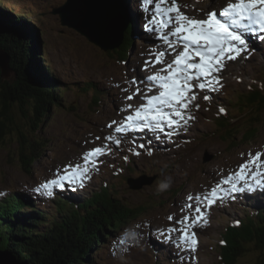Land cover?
I'll list each match as a JSON object with an SVG mask.
<instances>
[{"label":"rangeland","instance_id":"obj_1","mask_svg":"<svg viewBox=\"0 0 264 264\" xmlns=\"http://www.w3.org/2000/svg\"><path fill=\"white\" fill-rule=\"evenodd\" d=\"M65 1L0 0V8L14 11V14L26 15L24 9L31 11L35 21L39 23L40 38L48 54L45 62H51L56 71L53 73L54 77L59 78L62 85L67 87L60 100L62 106L52 110L37 132L43 156L32 169L38 175L40 184L20 168L17 143L13 137L7 141L6 146L0 147V196L8 191L33 193L37 186L63 176L68 165L79 164L81 168H89V178L84 181V186L79 187V183L66 185L62 192H59L60 188L53 189L54 192L68 196L70 202L80 203L91 194V190L98 189L106 182L111 184L114 196L141 213L129 227L120 231L119 237L102 244L107 246L105 249L95 256L93 251L94 263L219 264L218 246L222 242L221 234L225 227L229 223L238 222L247 214H253L256 208L264 207V191H246L234 199L225 198L222 203L213 205L205 213V223L188 228L189 234L195 232L197 245L194 251L179 244V232L171 234V241L161 233L167 234L170 228H182L183 225L176 224L175 220L181 219L183 215H192L189 209L181 211L189 194L203 195L208 192L218 181L235 173L249 154L260 153L264 160V122L256 124L259 129L256 139H247L244 141L246 143H242L243 130L234 138L227 139L228 128L219 129L216 121L222 106L231 113L230 125L249 121L250 114H239L233 107L237 96L251 85L259 84L264 76V40L262 46L253 45L259 40L250 42V48L255 51L245 53L244 55H248L246 59L239 58L226 63L219 73L222 87L218 85L219 90L210 93L211 101L203 99L208 93L194 89L197 99L193 104H198L199 109H190L195 119L189 121L187 127L180 128L179 135L169 139L162 134L161 140L151 141V134L144 133L136 137L139 142L133 144L129 139L131 133H127L122 143L115 146L104 137L116 135L119 138L122 135L114 133V128L123 120L118 119L120 112H125L120 110L128 104L135 106L142 102L126 99L136 87L145 88L143 83L136 85L130 81L134 78H141L143 81L147 77L142 71L143 63L151 58L155 59L157 49L164 50L165 44L159 42L156 34L145 31V24L153 16L155 6L144 4L143 0H128L127 31L130 30L131 38H134L130 39L133 46L128 51L125 62H122L110 51L104 52L75 30L61 25L58 15H53L52 11ZM226 1L228 0H177V5L179 4L182 13L196 17L195 19H205L207 12ZM171 6L172 0L161 5ZM150 7L151 10H146ZM33 27L36 28L34 25ZM134 39L136 40L133 42ZM146 72L148 76L154 73L149 72L148 68ZM15 77L14 72L8 70L0 79L13 82ZM94 87L105 93L97 106L92 101ZM111 121H117L118 124L109 128ZM97 137L100 139H96ZM140 139L147 141L142 142ZM128 142L133 147L128 146ZM140 143L145 148L137 147ZM105 144L110 145L111 152L93 158L94 165H86L83 155L96 147L103 148ZM132 149L141 154L132 156V166L128 170L123 166L124 157H127V152L132 153ZM148 150H151L152 155H148ZM249 166L256 168L254 164ZM152 176L156 178L150 185H144L140 190L129 189L128 179H146ZM162 184H167V187L161 188ZM73 187L75 190H72ZM222 187L227 188L229 185ZM67 189H70L71 195L79 192L76 195L78 197L69 198ZM37 195L48 198L49 201L53 198ZM202 207L206 209L207 205ZM45 210L52 215L56 213L52 205L46 206ZM170 215L174 217L171 223L168 219ZM120 240L124 243L121 244ZM253 259L252 254H247L237 264H250Z\"/></svg>","mask_w":264,"mask_h":264},{"label":"trees","instance_id":"obj_2","mask_svg":"<svg viewBox=\"0 0 264 264\" xmlns=\"http://www.w3.org/2000/svg\"><path fill=\"white\" fill-rule=\"evenodd\" d=\"M24 11L26 15H17L0 8V49L9 56V68L16 75L13 82L0 79V147L14 137L20 168L40 184L32 169L43 156L37 132L52 110L62 106L60 100L67 87L54 77L51 62H45L48 54L39 23L31 11ZM126 39L114 51L123 60L131 47ZM93 91L92 101L97 106L105 93L95 87ZM234 105L239 114H250L249 121L230 125L231 113L226 109L216 118L219 129L228 128L227 139L240 130L244 132L242 143L256 139V124L264 122V76L259 84L237 96ZM124 164L131 168L130 154ZM112 189L110 183H103L80 203L55 194L51 201L35 194H4L0 197V251L27 264H96L94 256L107 247L102 244L117 238L141 215L137 208L114 196ZM45 205H52L56 213L45 210ZM239 221L227 225L221 234L224 245L218 246L219 264H237L247 254L254 257L250 264H264V207Z\"/></svg>","mask_w":264,"mask_h":264},{"label":"snow or ice","instance_id":"obj_3","mask_svg":"<svg viewBox=\"0 0 264 264\" xmlns=\"http://www.w3.org/2000/svg\"><path fill=\"white\" fill-rule=\"evenodd\" d=\"M168 0H143L144 4L155 6L153 16L145 24V31L155 33L157 39L167 46V50L157 49L154 53V60H146L145 68L155 67L157 64L163 65L158 72L147 76L143 81L133 79L132 84L145 85L144 89L139 86L135 91L126 97L133 100L140 97L144 102L140 103L135 109L131 104L120 111H132L119 122V126L114 128L115 134H122L118 138L116 135L104 137L106 141L119 146L129 132H143L145 130L152 133H160L171 139L174 135H179V129L187 127L189 121L195 119L191 115L190 109H199L198 104H193L197 99L194 89H199L205 94L203 99L211 101L210 93L219 90L220 75L228 61H236L239 58H247L245 53L255 51L250 48L248 35L257 36L264 40V0H235L229 2L217 13L215 10L207 12L206 19H195L188 17L179 11L177 0H172L171 7H161L167 4ZM146 10H151V7ZM175 15H172V14ZM164 29V33H160ZM182 48V51L177 49ZM168 56H174L170 62ZM154 89H159L158 94L148 95ZM127 91V89H123ZM221 113L225 111L220 108ZM117 121H111L108 125L112 128L117 125ZM166 128L168 131H166ZM160 139V135H155ZM96 139H100L97 137ZM135 144V140H132ZM145 148L143 143L137 145ZM111 147L105 144L103 148L96 147L83 155L85 164H95L93 158L109 154ZM140 155L139 151L134 152ZM148 155H152L148 150ZM127 160V157H124ZM256 165L253 169L249 165ZM264 160L261 154H249L248 159L239 165L238 170L218 181L203 195H191L186 198V203L181 208L191 210L192 215H183L181 219L175 220L182 228H170L168 233H161L171 241V234L180 233L179 244L186 248L195 250L197 240L195 232L191 234L188 228H195L199 224L205 223V213L209 211L217 202H223L225 198H236L244 192H252L257 189L264 191ZM70 169V170H69ZM79 170V171H78ZM88 167L81 168V165H68L64 169V175L57 179L49 180L36 187L37 194L48 197L54 195L53 189L65 188L66 185L84 186V181L88 179ZM259 177V178H258ZM254 181V183L252 182ZM229 185V187H222ZM72 190H75L73 187ZM207 208H203V205ZM169 222L174 221L173 216L168 217ZM135 235V233H131ZM123 244L124 241L120 240ZM179 244L177 246H179Z\"/></svg>","mask_w":264,"mask_h":264},{"label":"water","instance_id":"obj_4","mask_svg":"<svg viewBox=\"0 0 264 264\" xmlns=\"http://www.w3.org/2000/svg\"><path fill=\"white\" fill-rule=\"evenodd\" d=\"M128 0H66L52 11L62 26L75 30L101 50L113 51L122 45L128 28ZM106 5L108 6L106 8ZM106 11V12H105ZM0 52H3L0 50ZM9 68V56L0 53V75ZM154 178L129 179L130 190L150 185ZM0 264H27L7 251H0Z\"/></svg>","mask_w":264,"mask_h":264},{"label":"bare ground","instance_id":"obj_5","mask_svg":"<svg viewBox=\"0 0 264 264\" xmlns=\"http://www.w3.org/2000/svg\"><path fill=\"white\" fill-rule=\"evenodd\" d=\"M225 3V2H224ZM52 4V3H51ZM223 4V3H222ZM179 5V4H178ZM108 6L106 5V8H107ZM214 8H216L215 6H214ZM180 10H182V9H180ZM179 10V11H180ZM185 11V10H184ZM14 12V11H13ZM16 12V11H15ZM106 12V11H105ZM183 12V11H182ZM187 12V11H186ZM21 13V12H20ZM22 14V13H21ZM183 14H186V13H183ZM173 15V14H172ZM16 16V15H15ZM130 18H131V16H130ZM151 37V36H150ZM126 41V40H125ZM95 45V44H94ZM154 45H157L156 43H154ZM123 47V46H122ZM149 47V46H148ZM123 49V48H122ZM165 49H167V46L165 45ZM163 50V49H162ZM105 52V51H104ZM118 52V51H117ZM248 56V55H247ZM168 58H169V56L167 57V61H168ZM149 60H154L153 58H151V59H149ZM160 68H162V65L161 64H157L155 67H148V71L149 72H154V73H156V72H158L159 71V69ZM140 80H141V78H140ZM138 98V97H137ZM137 98H135V99H137ZM141 101H143V100H141ZM132 106H133V104H132ZM74 193V192H73ZM79 193V192H78ZM77 193V194H78ZM91 193H92V190H91ZM0 197H2V196H0ZM24 201V200H23ZM24 203V202H23ZM240 222V221H239ZM231 224V223H230ZM221 248V247H220Z\"/></svg>","mask_w":264,"mask_h":264},{"label":"clouds","instance_id":"obj_6","mask_svg":"<svg viewBox=\"0 0 264 264\" xmlns=\"http://www.w3.org/2000/svg\"><path fill=\"white\" fill-rule=\"evenodd\" d=\"M167 187V184H162L161 185V188H166Z\"/></svg>","mask_w":264,"mask_h":264}]
</instances>
